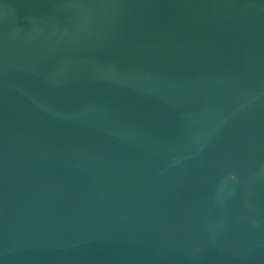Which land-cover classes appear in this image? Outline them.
Here are the masks:
<instances>
[{
	"label": "water",
	"instance_id": "obj_1",
	"mask_svg": "<svg viewBox=\"0 0 264 264\" xmlns=\"http://www.w3.org/2000/svg\"><path fill=\"white\" fill-rule=\"evenodd\" d=\"M0 264H264V0H0Z\"/></svg>",
	"mask_w": 264,
	"mask_h": 264
}]
</instances>
